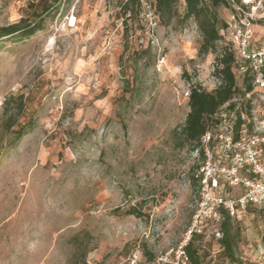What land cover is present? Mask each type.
<instances>
[{"label": "rangeland", "instance_id": "rangeland-1", "mask_svg": "<svg viewBox=\"0 0 264 264\" xmlns=\"http://www.w3.org/2000/svg\"><path fill=\"white\" fill-rule=\"evenodd\" d=\"M46 2L0 0V27L32 18ZM120 2L62 0L43 30L0 40V264H130L136 253L138 264H150L147 253L153 264L176 262L199 198L192 176L201 159L181 133L186 93L216 89L217 54L198 55L193 18L165 25L145 10L125 17ZM254 29L263 43L264 23ZM250 98V116L264 120L259 92ZM12 116L18 124L8 129ZM133 209L143 216L128 215ZM238 221L237 256L264 264L263 211ZM218 227L209 224L196 243L203 264H231Z\"/></svg>", "mask_w": 264, "mask_h": 264}, {"label": "trees", "instance_id": "trees-1", "mask_svg": "<svg viewBox=\"0 0 264 264\" xmlns=\"http://www.w3.org/2000/svg\"><path fill=\"white\" fill-rule=\"evenodd\" d=\"M62 0H51L41 7V11L33 13L32 18H22L20 21L7 26L0 27V40L7 37L20 35L22 37H31L37 32L44 29L45 15L55 8ZM156 10L155 15L162 24L169 25L174 19L178 23H185L190 19H194L202 36V43L198 51V55L205 57L208 54L216 55V67L214 74L217 77L218 85L213 91H207L200 85H194L190 89L188 106L190 108L187 114L185 124L182 128L183 141L192 146L193 151L197 152L201 163L204 158V152L201 147V139L209 131L214 134H223L226 137H232V140L237 141L245 126L243 115L250 116L252 110V100L250 94L254 92L255 87L252 82V77L247 73L243 74L238 69V51L234 45L231 36L228 32L227 19H222L218 11L224 9L228 15L232 12V7L229 0H155ZM237 4H241L242 0H235ZM178 4L184 6V14L178 15ZM120 10L122 14L130 18L137 17L142 12V0H121ZM264 17L255 22L263 25ZM9 101L4 103L6 112L9 111ZM18 114L24 112V102L21 98L17 101ZM17 114V115H18ZM18 124V119L9 117L6 125L8 129H12ZM226 124L224 133H219V128ZM19 128L14 132L15 137L11 141V146H15L24 135H26L30 123L18 125ZM201 163L193 173L192 180L199 193L200 180L196 177L201 168ZM242 177L252 178L251 172L248 171V166L241 169ZM239 187L231 186L228 183L221 182L215 194H221V190L226 191V198L234 197L231 193ZM241 193L244 194L242 188ZM263 211L264 215V199L258 204H250L247 212ZM128 215L142 217L143 214L133 209L127 212ZM222 219L218 230L222 237L218 239L226 259L231 264H242V261L237 256L238 245L241 241V227L239 225V215L231 216L228 212L221 211ZM206 235L194 234L185 247L190 264H203L201 249L196 245L197 241ZM148 263L156 262V257L152 253H147Z\"/></svg>", "mask_w": 264, "mask_h": 264}, {"label": "built area", "instance_id": "built-area-1", "mask_svg": "<svg viewBox=\"0 0 264 264\" xmlns=\"http://www.w3.org/2000/svg\"><path fill=\"white\" fill-rule=\"evenodd\" d=\"M232 12L227 19L228 32L238 51V69L252 77L264 104V42L259 44L255 36V22L263 18L264 0H242L237 4L229 0ZM142 10L149 18L156 10L155 0H142ZM189 98L190 91L186 93ZM245 126L237 141L223 134L209 131L201 139L204 158L196 177L199 183V198L192 224L184 241L175 251L176 262L173 264H190L185 247L194 234L202 235L209 224L219 225L221 211L237 216L246 211L250 204H258L264 199V163L262 145H264V120L243 115ZM221 129L226 130V124ZM248 166L252 178L242 177L241 169ZM225 182L234 187H241L244 194L239 197L226 198L215 194L219 184ZM216 235L221 237L219 230ZM130 264H138V254L130 258ZM164 262V261H163ZM160 264V263H159Z\"/></svg>", "mask_w": 264, "mask_h": 264}, {"label": "bare ground", "instance_id": "bare-ground-1", "mask_svg": "<svg viewBox=\"0 0 264 264\" xmlns=\"http://www.w3.org/2000/svg\"><path fill=\"white\" fill-rule=\"evenodd\" d=\"M73 22H74V19H73Z\"/></svg>", "mask_w": 264, "mask_h": 264}]
</instances>
